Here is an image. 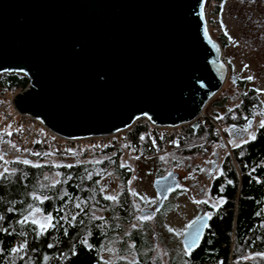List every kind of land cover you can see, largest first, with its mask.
Returning <instances> with one entry per match:
<instances>
[{
    "label": "water",
    "instance_id": "1",
    "mask_svg": "<svg viewBox=\"0 0 264 264\" xmlns=\"http://www.w3.org/2000/svg\"><path fill=\"white\" fill-rule=\"evenodd\" d=\"M207 1L0 0V74L29 79L15 108L66 137L113 133L143 115L196 129L229 76ZM178 177L153 181L158 202L141 216L160 208ZM209 220L188 224L184 249L198 246Z\"/></svg>",
    "mask_w": 264,
    "mask_h": 264
},
{
    "label": "trees",
    "instance_id": "2",
    "mask_svg": "<svg viewBox=\"0 0 264 264\" xmlns=\"http://www.w3.org/2000/svg\"><path fill=\"white\" fill-rule=\"evenodd\" d=\"M215 1L221 3L223 0ZM215 7L218 13L219 6ZM3 75L0 85L10 89H24L29 83L28 77L19 72H5ZM249 92L244 94L236 108L235 114L239 117L251 114L257 97L253 89ZM215 99L216 96L209 102V108L221 105V99ZM230 117L227 114L225 121L228 122ZM207 125L194 129L185 124L182 126L183 135L189 140H211L216 136L211 131V124ZM150 131L147 122L135 124L129 128L125 142L155 154L162 150V140L157 136L155 141L152 140ZM9 135L15 137L13 133ZM254 137L232 148V157L227 156L223 171L215 179L211 194L221 198L222 203L211 213L198 246L191 250V255L185 251L170 255L169 264H264L260 255L264 254V127L260 126ZM117 146L115 144L105 151H117L112 157L113 168L126 181L129 174H124L125 169L119 164ZM92 151V147H86L71 155L85 156ZM45 152L39 149L37 154L43 156ZM106 163L108 161L98 165L105 170ZM55 169L60 172L59 181L42 186L45 173ZM99 178L95 168L83 163L53 167L11 162L9 172L0 179V217H3L0 219V264H107L100 257L102 244L120 234L122 226L131 223L134 215L131 197L126 190L120 194V203L109 216L95 215V209L108 211L110 205L100 190ZM166 203L164 199L154 214L163 212ZM29 205L50 215L51 224L42 229L31 220L20 223L32 208ZM72 216L76 219L72 220ZM147 235L133 229L123 236L134 244L142 261L149 256L152 247ZM13 249L17 251L13 252ZM143 251L147 252L144 256L141 255ZM45 257L48 258L46 261Z\"/></svg>",
    "mask_w": 264,
    "mask_h": 264
},
{
    "label": "rangeland",
    "instance_id": "3",
    "mask_svg": "<svg viewBox=\"0 0 264 264\" xmlns=\"http://www.w3.org/2000/svg\"><path fill=\"white\" fill-rule=\"evenodd\" d=\"M216 5L219 6L218 13ZM206 20L208 31L211 37L219 42L222 59L230 71L223 87L215 95V101L221 99V105L215 104L209 108L208 103L204 108V120L198 125L211 124V131L216 136L211 140L186 139L183 135V127L176 128L171 135L173 137H170V147L166 149L162 144V150L151 154L143 147L136 148L126 143L125 138L123 143L117 146L119 164L124 167V174H129L124 181L113 168L112 157L117 153L116 150L107 152L105 151L107 149H93L94 151L87 152L85 156L71 155L72 153L69 152L60 155L58 153L64 152L46 151L43 156H38V150L21 152L17 148L15 138L9 135L10 133L15 135V132L4 127L0 128V157H2L0 172L5 168L10 169L11 162L24 163L25 160L29 164H49L53 167L76 163L89 165L100 175L98 184L103 196L116 197L115 200H109L108 211L94 210L95 215L100 217L109 216L120 203L122 193L127 191L131 197L134 218L131 223L122 226L120 234L102 244L100 257L107 264H169L170 255L183 253L185 249L182 235L188 224L201 214L211 215L221 204L219 202H222L221 198L211 194V182L206 178L205 173L215 161L217 163H221L223 159L226 161L227 156H231L232 148L255 136L261 121H264V0H223L221 3L208 0ZM232 76L238 81H234ZM252 89L257 99L251 107V114H247L249 117L245 114L238 118L235 114L236 108L240 105L244 94H250L249 91ZM227 114L231 116L228 122L224 118ZM250 118L251 121L248 122ZM176 131H178L177 135H175ZM150 135L153 137L149 136L152 140L157 136L154 133ZM215 155H218V159H215ZM106 161L108 163L104 165L105 170H103L98 164ZM222 171L217 170L215 176L218 177ZM170 172L179 174V183L165 198L167 207L161 213L141 216L143 209H153L158 202L153 181ZM59 178L60 172L57 169L47 172L41 180V185H53L59 181ZM35 209L39 208L32 207L26 214L28 220L34 219L38 226L42 223L51 224V221L46 222L44 219L48 215L41 209L38 212ZM133 229L148 234L147 236L151 238V251L144 261L136 254L134 244L123 237ZM146 253L143 251L141 255L144 256Z\"/></svg>",
    "mask_w": 264,
    "mask_h": 264
},
{
    "label": "built area",
    "instance_id": "4",
    "mask_svg": "<svg viewBox=\"0 0 264 264\" xmlns=\"http://www.w3.org/2000/svg\"><path fill=\"white\" fill-rule=\"evenodd\" d=\"M4 73L0 75L4 76ZM27 87L28 85L24 89H10L7 86L0 85V128L4 127V129L15 132V143L21 152H35L44 149L49 152L73 153L82 151L86 146L92 147L94 150H105L115 144L123 143V140L127 138L129 128L140 122H147L150 125L151 132L163 139V147L168 149L173 130L180 129L185 125L157 126L143 115L135 118L130 126L113 133L66 137L47 127L40 119L30 114L20 113L15 108L16 95ZM203 115L204 109L195 120L199 119L201 123V120H204Z\"/></svg>",
    "mask_w": 264,
    "mask_h": 264
},
{
    "label": "snow or ice",
    "instance_id": "5",
    "mask_svg": "<svg viewBox=\"0 0 264 264\" xmlns=\"http://www.w3.org/2000/svg\"><path fill=\"white\" fill-rule=\"evenodd\" d=\"M249 79H251V77H249ZM260 126L261 127H264V121H261V123H260ZM245 131L247 130V129H244ZM251 139H255V137L254 136H252L251 137ZM0 159H2V157H0ZM24 163H28V161H24ZM12 172H14L15 170H11ZM9 172V169H7V168H5L4 169V171L3 172H0V179H3V178H5V173H8ZM45 198H47V197H45ZM106 199H109V200H115L116 199V197H113V196H108V197H105ZM37 199H38V197H37ZM204 203H207V201H204ZM219 203H222V202H219ZM78 208L80 207V205L79 204H77L76 205ZM216 205H213V207H215ZM32 206L31 205H29V208H31ZM11 210V209H10ZM35 211H39V209H35ZM210 218V217H209ZM0 219H3V217H0ZM29 219V217L28 216H25L24 217V221H20V223H24V222H26L27 220ZM45 219V221L46 222H50L51 220H52V217L49 215V216H47V217H45L44 218ZM76 219V217L75 216H72V220H75ZM144 219H147V217H144ZM32 222L33 223H37L34 219L32 220ZM196 222H193V224H195ZM40 227L42 228V229H44L45 227H46V225L45 224H41L40 225ZM190 228L191 227H193V225H190L189 226ZM49 247H51V245H49ZM13 252H16L17 251V249H13L12 250ZM185 253L187 254V255H191V250L190 249H185ZM261 255V258H264V254H260ZM48 258L47 257H45V261L47 260Z\"/></svg>",
    "mask_w": 264,
    "mask_h": 264
},
{
    "label": "flooded vegetation",
    "instance_id": "6",
    "mask_svg": "<svg viewBox=\"0 0 264 264\" xmlns=\"http://www.w3.org/2000/svg\"><path fill=\"white\" fill-rule=\"evenodd\" d=\"M234 81H237V80H234ZM237 117H239V116H237ZM251 121V118L248 120V122H250ZM215 159H218V155H215ZM226 164V161H224V159L222 160V162L221 163H217V161H215L213 164H212V166L210 167V169H208L207 170V172L205 173L206 174V178L208 179V180H210V182H211V188H212V186H213V183H214V181H215V179L217 178L216 176H215V172L217 171V170H222L223 169V166ZM216 177V178H215ZM201 215H203V214H201ZM200 215V216H201ZM209 217H210V215H208ZM199 217V216H198Z\"/></svg>",
    "mask_w": 264,
    "mask_h": 264
}]
</instances>
